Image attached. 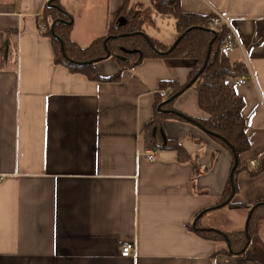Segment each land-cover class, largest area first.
I'll return each mask as SVG.
<instances>
[{"label": "crops", "instance_id": "1", "mask_svg": "<svg viewBox=\"0 0 264 264\" xmlns=\"http://www.w3.org/2000/svg\"><path fill=\"white\" fill-rule=\"evenodd\" d=\"M49 1L0 0V264H264V223L243 256L215 255L224 243L188 229L199 214L204 228L243 231L248 211L215 209L230 174L229 152L202 129L165 120V138L196 157L197 168L178 163L171 151L146 160L141 129L153 116L158 85L184 84L194 62L146 59L113 83L72 74L53 64L51 42L39 31ZM123 2L60 0L72 18L71 39L85 48L105 36ZM179 2L184 13L216 12L238 40L227 56L248 72L234 90L250 145L240 159L253 169L252 161L264 160V0ZM157 25L145 33L172 45L176 33L161 40ZM95 70L106 78L118 66L110 58ZM190 90L173 108L206 119L195 90L185 97ZM192 99L194 109L186 105ZM236 185L233 203L264 201V172H241ZM124 243L134 245L131 257L120 256Z\"/></svg>", "mask_w": 264, "mask_h": 264}, {"label": "trees", "instance_id": "2", "mask_svg": "<svg viewBox=\"0 0 264 264\" xmlns=\"http://www.w3.org/2000/svg\"><path fill=\"white\" fill-rule=\"evenodd\" d=\"M157 19L173 21L176 39L181 38L172 49L171 45H165L145 33L144 27L155 25ZM216 23L219 24L218 30L213 28ZM39 24L44 27V32H40L41 35L49 38L51 42L53 64L65 67L72 74L83 75L92 82H118L123 72L134 69L146 59L170 58L193 61V69L184 84L174 81L159 83L158 91L154 95L153 116L141 129L146 151L174 152L178 163L191 164L193 170H196V157L189 155L177 141L165 138L162 122L175 120L202 129L212 141L229 152L232 158L230 174L217 205L229 199L231 185L234 195L236 194V179L239 173L245 171L254 177L264 172V160L257 162L251 169L240 159L242 154L249 151L250 145L245 133L243 103L236 95L234 85L238 77L248 76V72L243 63L230 62L227 54L220 52L222 42L231 37V32L215 14L202 16L184 13L179 0H150L148 6L142 4L130 6L129 0H124L106 35L95 39L85 48L79 47L71 39L72 18L62 7L60 0H50L45 5ZM105 40H107V50L103 45ZM209 46L211 48L208 54ZM107 55L108 59L115 61L118 71L105 78L97 74L95 64L105 60ZM189 84V88H193L196 92L197 107L207 115L206 119L192 118L173 108L175 100L180 96L179 92L186 91L188 89L186 85ZM161 93H164V98L161 97ZM175 95L178 96L173 101L167 102ZM158 106H161L163 111H176L180 115L158 112ZM234 155H236V167H234ZM225 207L248 211L249 239L246 238L244 231L223 232L204 228L199 224V214L188 229L202 240L224 243L226 247L217 250L215 255L243 256L249 241L259 233L264 223V201L251 205L236 204L231 201Z\"/></svg>", "mask_w": 264, "mask_h": 264}, {"label": "built area", "instance_id": "3", "mask_svg": "<svg viewBox=\"0 0 264 264\" xmlns=\"http://www.w3.org/2000/svg\"><path fill=\"white\" fill-rule=\"evenodd\" d=\"M219 20H221V17L219 16V14H217L216 12L214 13ZM226 23V22H225ZM224 24V23H223ZM226 25V24H225ZM214 30H216V25L213 27ZM39 31L40 32H44V27L43 25H39ZM237 45H239L237 38L231 33V37L227 40H225L224 42H222L221 48H220V52L221 53H225L228 54L233 48H235ZM248 79L247 76L242 75L240 77H238V79L236 80V85H242L246 82V80ZM164 93H161V97L164 98ZM157 155V152L154 150H147L146 151V160L148 162H152L155 160ZM257 162L256 161H252L250 163V166L252 168H254L256 166ZM2 176L0 175V182L2 181ZM134 253V245L130 244V243H124L120 246L119 248V254L122 258H128L131 257Z\"/></svg>", "mask_w": 264, "mask_h": 264}, {"label": "water", "instance_id": "4", "mask_svg": "<svg viewBox=\"0 0 264 264\" xmlns=\"http://www.w3.org/2000/svg\"><path fill=\"white\" fill-rule=\"evenodd\" d=\"M53 26V25H52ZM52 28V27H51ZM53 29H51V31H52ZM180 38L181 37H179L178 39H176L174 42H173V44L171 45V49L179 42V40H180ZM106 41L107 40H105L104 41V43H103V45H104V49L105 50H107V47H106ZM146 42L149 44V46H151V43L149 42V40L148 39H146ZM212 44V41L210 42V45ZM152 47V46H151ZM153 48V47H152ZM210 46H209V48H208V54H209V52H210ZM62 49V48H61ZM170 49V50H171ZM105 59H108V55L105 57ZM205 63H206V61H205ZM193 82V81H192ZM191 82V83H192ZM189 86H190V84L189 85H186V88H189ZM184 91L182 90V91H180L179 92V94L178 95H181L182 93H183ZM178 95H175V96H173V97H171L167 102H169V101H173ZM157 111L158 112H162V113H165V112H167V113H173V114H176V115H180L178 112H176V111H163V110H161V106H158V108H157ZM234 158H235V165H234V167H236V155H234ZM233 197H234V191H233V185H231V194H230V197H229V199L226 201V202H224V203H222V204H220V205H218L216 208H221V207H224V206H226V204H228L229 202H231V200L233 199ZM194 224V223H193ZM247 225H248V217H247V219H246V222H245V225H244V229H243V231H244V233H245V236H246V238H248L249 239V236H248V230H247Z\"/></svg>", "mask_w": 264, "mask_h": 264}, {"label": "rangeland", "instance_id": "5", "mask_svg": "<svg viewBox=\"0 0 264 264\" xmlns=\"http://www.w3.org/2000/svg\"><path fill=\"white\" fill-rule=\"evenodd\" d=\"M157 26H158V29H159V33L161 35V40H169L170 36H171V33L172 34H175V30H174V26H173V21L172 20H160V19H157ZM216 25V30L219 29V24H215ZM158 37L160 38V36L158 35ZM190 89V88H189ZM192 90H190L185 96V97H190V95L194 94V89L191 88ZM186 105L188 108H192L194 109L195 106H194V101L192 99V101H189V103L186 102Z\"/></svg>", "mask_w": 264, "mask_h": 264}]
</instances>
